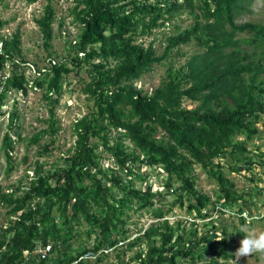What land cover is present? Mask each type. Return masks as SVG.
<instances>
[{"label": "trees", "instance_id": "1", "mask_svg": "<svg viewBox=\"0 0 264 264\" xmlns=\"http://www.w3.org/2000/svg\"><path fill=\"white\" fill-rule=\"evenodd\" d=\"M72 1L71 15L79 34L69 43L74 53L70 62L87 73L81 92L92 101V108L73 123L75 143L60 158V165L46 169L36 162L32 176H26L28 182L19 181L6 192L0 189V206L8 217L1 228L0 264H90L89 258L100 264L126 239L128 213L140 210L157 222L127 245L132 249L145 243L130 264H193L206 255L212 258L208 264H228L235 243L219 236L226 233L217 231L220 217L201 224L203 231L196 220L203 217V209L221 204L234 213L252 215L247 200L253 202V195L239 193L224 172L226 168L228 174L242 171L252 176L255 166H264V153L254 154L247 147L259 134L256 123L264 114V24L237 22L251 0ZM43 11L35 24L51 67L36 69L31 83L24 74L29 63L20 59L18 31L10 37L0 33V113H6L3 107L10 91L22 95L29 87L43 91L47 126L27 139L39 144L43 137L50 138L41 156L47 155L59 130L55 108L63 77L70 72L67 60L57 64L51 59L55 14L51 4ZM182 11L194 21L169 35L160 55L152 43L144 48L138 42ZM5 25L0 20V31ZM188 45L198 52L176 67L174 59L183 57L180 49ZM165 62L163 80L151 92L135 84ZM184 100L198 105L184 108ZM8 116L1 143L7 175L15 170L13 136L19 119L16 109ZM102 153L112 166L102 164ZM142 167L165 175L164 190L144 183ZM197 167L217 185L216 200L196 190ZM136 181L144 185L138 188ZM169 197L173 200L168 206ZM185 200L191 221L178 219L169 225L166 217L175 207L183 209ZM246 222L238 220L239 226ZM82 224L87 226L84 245L78 243ZM91 236L94 240L88 248ZM47 244L51 252L42 260L38 250Z\"/></svg>", "mask_w": 264, "mask_h": 264}, {"label": "rangeland", "instance_id": "2", "mask_svg": "<svg viewBox=\"0 0 264 264\" xmlns=\"http://www.w3.org/2000/svg\"><path fill=\"white\" fill-rule=\"evenodd\" d=\"M178 2L180 3V0ZM48 4L52 5L55 14L53 38L51 41V49L49 50L51 59L57 64L61 61L66 62L67 60L66 64L70 69L69 74L63 77L64 79L61 85L62 92L58 105L55 108L59 130L53 140L54 143L49 146L47 155L41 156V148L45 143L50 142V138L47 136L43 137L39 141V144H30L27 139L33 134L45 129L47 126L45 120L48 119V111L46 102L43 99V91L29 87L27 95L18 94L14 91L7 93L6 104L3 107L6 113H4V115L0 113V189L3 191H5L7 187L16 186L19 181L23 184L28 182L26 176H32V170L36 162L45 164L46 169H49L53 164L60 165L62 163L60 158H63L68 151L72 150L75 143V136L72 129L73 123L89 113L92 108V101L81 92V88L87 81V73L84 69L77 70L70 62L74 53L70 51L69 43L74 41L79 34V27L74 22L73 16L71 15V9L74 5L72 0H3L0 5V20L6 22V25L2 28L0 33L4 37H10L14 32L18 31L20 36V59L29 63V66L26 65L24 67V74L29 80L28 82L31 83V80L37 76L36 69L44 71L46 68L49 69L51 67L50 62L47 60L48 52L42 46L41 35L35 24V20L43 14V9ZM59 21H62V28L60 30L58 29ZM193 21L194 18L192 15L187 11H182L174 15L173 19L167 21L163 27L155 29L150 35L139 38L138 42H142L144 48H147L149 43H152L156 49V53L160 55L166 44V38L177 31L188 28ZM237 22H258L264 24V0L249 1V3L245 5V11L237 17ZM197 52L198 48L196 46H182L179 53L183 54V57L180 56L177 57L178 59L175 58L174 65L177 67L184 64L187 58ZM167 62L157 66L154 72L144 75L135 84L143 88L144 91L151 92L163 80L168 66ZM31 65H35L37 68L31 67ZM5 74L7 75V73ZM197 105V102L190 100H184L183 102L184 108L187 109L195 108ZM13 109H16L19 116L16 123L17 130L14 131L20 136V139H18L17 135L13 136L15 144L14 151L12 152V161L15 170L7 175V164L1 152V143L8 128V114ZM262 115L261 120L256 123L255 127L259 134L247 145L248 150L254 154H257L258 151L264 153V127L262 126L264 123V114ZM115 135V132H112L111 136ZM237 139L242 140L243 137H238ZM101 157L102 164L105 167L112 166V160L109 159L108 155L102 153ZM262 160L263 159H261V161ZM224 172L233 182L235 189L239 193L246 191L253 195L252 201L256 203L254 206L256 208L253 207V202L247 200V207L252 213L250 217L253 219L259 215L262 217L258 220L247 219L250 225L246 222L244 226H239L238 219H236L237 217L230 218L226 215L220 217L217 231L221 233V230L225 229L226 233H221L219 236H221V238L226 237L228 240H234L235 249L232 251L234 254L235 250L239 247V241L243 239L237 230H240L244 234L253 230L257 232L264 230V166L260 164L255 166L252 171V176H249L248 172L242 171L239 175L235 173L228 174L226 168ZM140 173L147 177V181L144 183L152 186L153 190H164L163 185L166 182V177L159 170L142 167ZM193 174L195 177L196 190L209 196L211 200H216L218 195L215 182L210 180L199 167L195 168ZM252 177L253 179L251 180L250 178ZM144 183L136 181L135 185L139 188L140 184L144 185ZM258 189L262 190L260 194L257 192ZM172 200L173 197L167 199L168 206L169 202ZM186 204L187 201L185 200L183 209L175 207L173 212L166 217L169 225L174 224L177 219H185L188 217L185 211ZM218 217L219 215L214 219ZM156 222L157 221L145 210L129 212L124 227L127 230L125 235L126 239L123 243L118 245L117 249L108 252L107 256L100 264H130L129 261L133 255L140 249H143L145 243L141 241L132 249H128L127 245L135 240L136 236L140 234V231L142 232L149 227V225L156 224ZM196 222L199 224L200 231H203L204 228L201 224L204 222H201L200 219ZM7 223L8 217L6 210L0 206V234L1 228L5 227ZM188 225L187 223L186 227ZM86 229L87 226L85 224L79 225L78 227V230L82 231L80 241L78 242L79 244L84 245L87 242L85 236ZM93 240L94 236H91L88 240V248L91 246ZM78 243L74 242V246H77ZM211 259V256L206 255L203 259L195 261L193 264H208ZM89 260V263L93 264V259L89 258ZM219 261L221 262V260ZM234 261L236 264H264V258H261L257 254H253L250 257H241L239 260L234 256V258L228 260L227 263L234 264ZM181 264L192 263L182 261Z\"/></svg>", "mask_w": 264, "mask_h": 264}, {"label": "clouds", "instance_id": "3", "mask_svg": "<svg viewBox=\"0 0 264 264\" xmlns=\"http://www.w3.org/2000/svg\"><path fill=\"white\" fill-rule=\"evenodd\" d=\"M217 207L219 209H217ZM223 209L227 210L229 212H233V211H231L230 208L224 207V205H222V204L220 206L211 205L208 208L203 209L201 211V214H202L203 217L198 218V219H200L201 222L210 223L211 220H215L214 218H216L217 215H219V217H221L223 215H226V216H228L230 218L237 217L236 219H238V220H239V218H243L242 216H240L239 213H236V214H238V216H231V215L225 214L222 211ZM188 217L189 218L191 217V218L189 219ZM188 217L185 218V219H180V220H186L187 222L191 221L192 216H188ZM198 219L196 221H198ZM48 245L49 244L45 245L44 247H46ZM49 246L51 248V245H49ZM50 252H51V249H50V251L48 252V254L46 255L45 258H41L39 253H38V258L44 260V259H46L49 256ZM253 254H257L261 258H264V230H261V231H258V232L253 230V231H249L248 233L243 235V239H241L239 241V247L235 250L234 256L236 257L237 260H239L241 257H250ZM234 264H236L235 261H234Z\"/></svg>", "mask_w": 264, "mask_h": 264}, {"label": "built area", "instance_id": "4", "mask_svg": "<svg viewBox=\"0 0 264 264\" xmlns=\"http://www.w3.org/2000/svg\"><path fill=\"white\" fill-rule=\"evenodd\" d=\"M217 209H219L218 207H217ZM223 211V213H225V214H228V215H231V216H238V214H236V213H234V212H229V211H227V210H222ZM247 214H245V213H242V214H240V216H242L243 218H245L246 220L247 219H253V218H251L250 216H246ZM256 219V218H255ZM50 246L48 245V246H46V247H44V248H40L39 250H38V253H39V255H40V257L41 258H45L46 257V255L48 254V252L50 251Z\"/></svg>", "mask_w": 264, "mask_h": 264}]
</instances>
